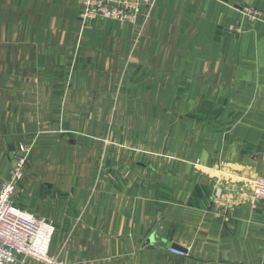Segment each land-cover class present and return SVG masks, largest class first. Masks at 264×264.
Masks as SVG:
<instances>
[{
  "label": "crops",
  "instance_id": "obj_1",
  "mask_svg": "<svg viewBox=\"0 0 264 264\" xmlns=\"http://www.w3.org/2000/svg\"><path fill=\"white\" fill-rule=\"evenodd\" d=\"M82 11L0 0V186L29 149L13 205L63 264H264V0Z\"/></svg>",
  "mask_w": 264,
  "mask_h": 264
},
{
  "label": "built area",
  "instance_id": "obj_2",
  "mask_svg": "<svg viewBox=\"0 0 264 264\" xmlns=\"http://www.w3.org/2000/svg\"><path fill=\"white\" fill-rule=\"evenodd\" d=\"M149 0H81L84 19L100 18L133 24L141 6ZM258 13H249L254 20ZM29 149L23 147L14 157L11 178L0 186V264H24L27 260L41 264H63L50 256V243L55 231L51 222L36 218L13 205L12 197L21 182L28 160ZM252 198L264 201V180L252 187ZM171 255L184 257L185 252L168 248Z\"/></svg>",
  "mask_w": 264,
  "mask_h": 264
},
{
  "label": "water",
  "instance_id": "obj_3",
  "mask_svg": "<svg viewBox=\"0 0 264 264\" xmlns=\"http://www.w3.org/2000/svg\"><path fill=\"white\" fill-rule=\"evenodd\" d=\"M172 248L183 251L180 247H178L176 245H172Z\"/></svg>",
  "mask_w": 264,
  "mask_h": 264
}]
</instances>
